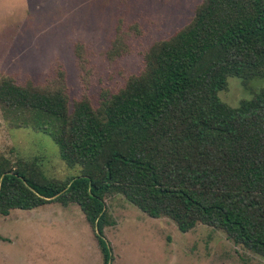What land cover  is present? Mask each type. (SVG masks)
Instances as JSON below:
<instances>
[{"label": "trees", "instance_id": "trees-1", "mask_svg": "<svg viewBox=\"0 0 264 264\" xmlns=\"http://www.w3.org/2000/svg\"><path fill=\"white\" fill-rule=\"evenodd\" d=\"M230 78L264 80V0H202L98 108L71 100L63 71L42 86L2 77L4 118L48 135L80 174L57 181L1 155L0 215L77 204L111 264L106 199L119 194L182 233L214 227L264 258V90L231 108L220 99Z\"/></svg>", "mask_w": 264, "mask_h": 264}, {"label": "rangeland", "instance_id": "rangeland-1", "mask_svg": "<svg viewBox=\"0 0 264 264\" xmlns=\"http://www.w3.org/2000/svg\"><path fill=\"white\" fill-rule=\"evenodd\" d=\"M202 0H0V79L42 86L58 71L71 100L94 107L144 69L157 42L191 22ZM264 90V80L230 78L220 99L239 107ZM36 162L50 179L78 177L54 141L32 128L11 125L0 109V156ZM114 225L104 230L111 264H264L214 227L182 233L169 218L154 219L122 195L106 199ZM0 264H104L97 232L77 204H46L0 215Z\"/></svg>", "mask_w": 264, "mask_h": 264}]
</instances>
